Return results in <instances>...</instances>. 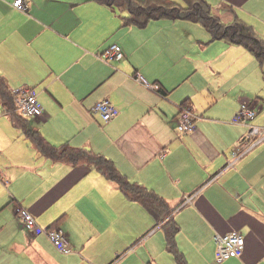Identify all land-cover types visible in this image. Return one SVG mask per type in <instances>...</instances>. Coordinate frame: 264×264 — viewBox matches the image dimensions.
<instances>
[{"label": "crops", "instance_id": "0c3cea01", "mask_svg": "<svg viewBox=\"0 0 264 264\" xmlns=\"http://www.w3.org/2000/svg\"><path fill=\"white\" fill-rule=\"evenodd\" d=\"M14 1L0 0V76L12 93L36 90L44 116L30 126L53 146L107 157L163 198L188 264H218L215 237L234 231L245 237L244 253L220 264H264V145L237 160L249 126L229 122L247 104L258 113L250 125L264 127L261 99L240 90L255 56L191 21L138 27L124 24L125 10L95 0H29L25 12ZM213 6L223 23L239 18L264 37V0ZM113 44L125 57L107 62ZM242 59L234 86L223 88ZM105 99L119 110L109 123L93 111ZM184 106L195 116L189 134L177 127ZM19 207L39 226L61 229L70 252L29 233ZM162 226L95 168L42 156L0 101V264H177Z\"/></svg>", "mask_w": 264, "mask_h": 264}, {"label": "trees", "instance_id": "16d2710c", "mask_svg": "<svg viewBox=\"0 0 264 264\" xmlns=\"http://www.w3.org/2000/svg\"><path fill=\"white\" fill-rule=\"evenodd\" d=\"M95 1L128 12V17L123 19L125 25L145 27L150 21L159 19L185 20L198 23L211 34L212 41L225 40L231 44L242 46L255 56L261 66L264 65V38L257 34L253 26L239 18L230 24L223 23L213 13V7L207 0H182L184 5L175 0ZM0 101L10 113L12 123L24 131L42 156L57 163L89 165L98 170L109 181L117 184L121 192L130 201L141 204L157 224L163 225L167 251L173 255L176 263L188 264L176 241L180 227L170 217L172 210L163 198L141 184L131 183L128 178L118 171L113 161L105 156L96 155L90 150L78 149L69 145L62 147L51 145L40 131L30 126L27 118L16 112L13 93L1 76Z\"/></svg>", "mask_w": 264, "mask_h": 264}, {"label": "built area", "instance_id": "2783aa9c", "mask_svg": "<svg viewBox=\"0 0 264 264\" xmlns=\"http://www.w3.org/2000/svg\"><path fill=\"white\" fill-rule=\"evenodd\" d=\"M28 1L29 0H15L13 7L19 11L25 12L28 10ZM124 57L123 48L118 44L111 45L103 53V59L107 62L121 61ZM137 80L148 85L141 75L137 76ZM13 97L16 105V112L24 118L39 119L44 116L43 106L40 104L34 88L17 89L13 92ZM93 111L101 117L104 123L113 121L119 115L118 108L108 99L99 102ZM257 115V111L251 106L244 104L235 116V124L249 126V131L246 136L248 142L239 147L234 153V157L237 160L257 147L264 145V127L261 128L250 125V123L256 119ZM194 117L189 107L184 106L182 108L177 121L178 130L182 134H189L196 130ZM17 220L29 233L45 235L49 238L59 252H70V241L61 229L55 226L45 228L39 226L35 217L23 207L17 209ZM215 241L217 246L215 260L218 264L233 258H240L244 253L246 240L241 232L234 231L225 235H217Z\"/></svg>", "mask_w": 264, "mask_h": 264}, {"label": "rangeland", "instance_id": "374dc122", "mask_svg": "<svg viewBox=\"0 0 264 264\" xmlns=\"http://www.w3.org/2000/svg\"><path fill=\"white\" fill-rule=\"evenodd\" d=\"M213 1L214 0H207V2L210 5H212V7H215V6H213ZM181 5H184V3H181ZM213 13H215V15H218L220 17L218 11H216L215 9H214ZM198 26H200V25H198ZM199 28H202V27H199ZM255 31L261 37L263 36V33H260L258 30H255ZM243 63H244L243 59L240 60L239 63L236 66H234V69L232 71H230L228 74H226V76H225V81L226 82H225V85L223 86V88H229V87H233L234 86L235 78L237 76L236 72L237 71H242ZM252 66H253V69L250 72V74H251L250 75V81H249V83H244L241 86L240 90L243 91V92L249 93L250 94V98H252L254 100L256 99V97L260 98L261 99V101H260L261 105L264 106V65L261 66L257 62V60L255 59V60H253V64L250 63V68H252ZM215 77L216 76L212 75V78H215ZM239 110H240V108L237 111L233 110L231 118L229 120L230 123H232L233 118L239 112ZM263 114H264V110H263V112L261 114H259L258 117H261ZM132 232H134V228L129 227L128 234L130 235Z\"/></svg>", "mask_w": 264, "mask_h": 264}]
</instances>
